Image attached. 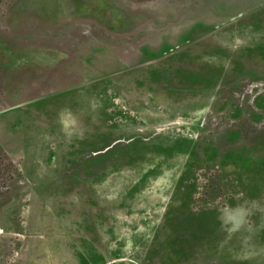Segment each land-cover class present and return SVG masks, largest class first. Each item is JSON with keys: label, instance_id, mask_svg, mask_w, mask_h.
Listing matches in <instances>:
<instances>
[{"label": "rangeland", "instance_id": "1", "mask_svg": "<svg viewBox=\"0 0 264 264\" xmlns=\"http://www.w3.org/2000/svg\"><path fill=\"white\" fill-rule=\"evenodd\" d=\"M0 264H264V0H0Z\"/></svg>", "mask_w": 264, "mask_h": 264}]
</instances>
